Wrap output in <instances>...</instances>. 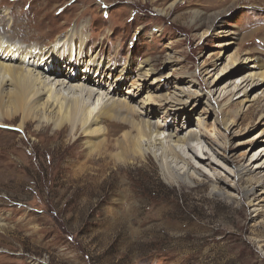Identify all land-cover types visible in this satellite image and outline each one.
Wrapping results in <instances>:
<instances>
[{
	"label": "rangeland",
	"instance_id": "374dc122",
	"mask_svg": "<svg viewBox=\"0 0 264 264\" xmlns=\"http://www.w3.org/2000/svg\"><path fill=\"white\" fill-rule=\"evenodd\" d=\"M74 31L88 39L87 55L73 57L79 68L90 58L111 63L102 103L122 100L164 125L161 137L186 139L171 145L194 166L167 160L193 181L172 179L157 146L124 162L89 159L81 129L0 127V264H264V207L253 212L246 194L254 190V204L264 197V80L254 75L264 71V0H0V36L15 44L58 54L57 37L71 33L76 44ZM67 67L40 71L68 81ZM205 92L229 99L222 111ZM108 129L105 140L131 132ZM187 143H199L202 163ZM239 164L249 177L237 180Z\"/></svg>",
	"mask_w": 264,
	"mask_h": 264
},
{
	"label": "bare ground",
	"instance_id": "6f19581e",
	"mask_svg": "<svg viewBox=\"0 0 264 264\" xmlns=\"http://www.w3.org/2000/svg\"><path fill=\"white\" fill-rule=\"evenodd\" d=\"M162 11L164 12V10ZM77 31H74L78 35V43L76 44L73 43L75 36L71 33H65L64 36L57 37L54 46L55 48H59L58 54H54V51L49 46L42 47L40 50H36L37 47L34 48L32 46L35 49L32 50L33 48H29L30 46L23 47L21 43H19L21 46L15 44L17 42L13 41L10 35L0 36V126H6L7 128L10 126L13 127L11 128L12 130H20L25 133L27 131V124H29L30 120H33L38 122L37 129L48 124H52L55 130L68 126L70 134L73 135L77 130L81 129V132L89 137L86 141L88 153L85 154L89 159L108 156L115 162H124L136 157H143L149 152L154 153L152 147L157 146L160 148V153L158 156L154 154L155 158L158 159L162 167L165 166L167 168L171 178L179 179L184 183H192V176L187 171L172 170L167 160L168 155H172L184 165L190 166L191 164V167L194 166L190 161L182 157L180 152L176 151L174 145H171V142L178 143L186 141V139L174 136L173 134L161 137V134L165 131L164 125L142 119L140 111L122 100L108 97L102 103V94L97 89L105 85L106 71L109 73L113 70H111V63H105L104 65L103 62H95L93 58H90L88 61H82L85 64L79 68L73 59H80L86 56L89 49L86 47L88 39L83 37L81 32L77 33ZM70 59H72V63H69ZM65 64H68V67L65 69L68 71L64 72L68 76V81H64L63 79L62 81L55 80L54 78L49 79L40 71L42 69L51 72L54 69L51 73H57V70H62ZM143 64L141 70L137 71V78L144 82L148 80L150 72H152V64L148 59L144 60ZM94 66L96 75L93 76L90 72ZM256 66L254 64L251 67L254 68ZM50 67L51 69L49 70L48 68ZM120 72H123V70L121 69ZM109 75L107 74V77ZM254 75L259 76L260 80H264V71L255 73ZM253 80L255 79L252 78V82ZM6 81H9L11 85V88L8 90L3 88ZM245 81H247L246 78L242 80V83ZM242 83L237 88L242 89L245 85L241 86ZM205 94L209 103L215 104L214 107L216 106L217 111H222L221 109L224 108L223 106L229 100L227 99L223 103H218L216 99L211 98L209 92H205ZM42 95H45V98ZM224 95L228 96L227 94ZM148 97L150 99L153 96ZM99 99V104H96L94 107L89 105L94 100L97 102ZM122 112H124V115L121 114ZM143 115L146 117L150 116V114L146 113H143ZM16 116L20 117V122L16 126H11L4 122L5 119L13 120ZM139 117L141 118L139 119ZM219 122L224 130L227 131L226 121L221 118ZM102 124L105 125L106 129ZM127 124H129L131 132H125L124 138L113 141L106 138L105 140V135L109 132L108 126L123 129ZM153 134L156 138H152ZM196 136L195 130H188V137L190 139L197 138ZM198 144L187 143V147L195 154L198 161L201 162L204 160V157L197 152L199 150ZM112 148L119 150L116 153H107V150ZM201 151L204 152L203 150ZM235 172L237 180H241L244 177H249L252 171L246 166L239 164L236 166ZM215 188L217 186L213 185L211 190L215 191ZM246 192L250 196L248 202L252 206V211L257 212L262 210L264 207V197L260 198L259 196L260 199H258L261 203L254 204L252 202L253 199H251L254 190Z\"/></svg>",
	"mask_w": 264,
	"mask_h": 264
}]
</instances>
